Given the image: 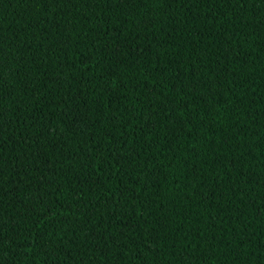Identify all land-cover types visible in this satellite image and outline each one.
<instances>
[{"label": "trees", "instance_id": "trees-1", "mask_svg": "<svg viewBox=\"0 0 264 264\" xmlns=\"http://www.w3.org/2000/svg\"><path fill=\"white\" fill-rule=\"evenodd\" d=\"M0 264H264V0H0Z\"/></svg>", "mask_w": 264, "mask_h": 264}]
</instances>
